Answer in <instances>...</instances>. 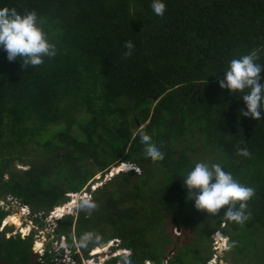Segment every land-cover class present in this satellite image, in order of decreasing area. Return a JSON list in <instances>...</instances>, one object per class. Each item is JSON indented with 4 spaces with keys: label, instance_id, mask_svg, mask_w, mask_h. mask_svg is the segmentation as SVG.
I'll list each match as a JSON object with an SVG mask.
<instances>
[{
    "label": "trees",
    "instance_id": "16d2710c",
    "mask_svg": "<svg viewBox=\"0 0 264 264\" xmlns=\"http://www.w3.org/2000/svg\"><path fill=\"white\" fill-rule=\"evenodd\" d=\"M152 2L0 0V7L36 10L57 48L54 58L27 70L0 48V198L9 194L27 204L41 226V216L66 198L64 192L80 189L96 172L87 157L103 171L127 160L140 173L119 171L96 186L91 199L97 209L90 216L78 210L74 220L64 214L55 235L64 234L72 249V233L77 240L85 231L117 237L133 264H206L201 246L221 225L224 209L215 217L196 211L180 176L196 162H220L256 188L246 210L250 219L242 226L225 221L219 229L236 242L228 261L264 264V110L260 120L241 116V94L218 83L231 59L253 50L264 66V0H162V17ZM129 40L134 49L126 58ZM260 76L264 84V71ZM141 132L165 153L163 161L144 157ZM238 146L250 157L238 156ZM5 214L0 207V220ZM172 224L191 230L194 240L172 244L167 257L170 230L160 240L149 237ZM3 233L0 264L42 263L31 233ZM46 245L42 257L52 264ZM98 264H121V254Z\"/></svg>",
    "mask_w": 264,
    "mask_h": 264
},
{
    "label": "clouds",
    "instance_id": "9594fccd",
    "mask_svg": "<svg viewBox=\"0 0 264 264\" xmlns=\"http://www.w3.org/2000/svg\"><path fill=\"white\" fill-rule=\"evenodd\" d=\"M151 8L157 16L161 17L166 11V5L162 0H153ZM42 24L43 19L38 16L37 11L34 9L21 12L15 6L9 7L5 5L0 7V48L6 52L9 62H15L19 57L21 68L27 70L30 66L32 69H35L45 63V57L52 59L56 56V45L50 42L48 34L45 32ZM124 47L127 50L123 54L124 57H130L134 49L133 42L131 40L126 41ZM258 60L259 56L255 50L238 58L231 59L228 62L227 68L222 71L224 73V79L218 81L221 89H228L232 94H241L240 97H242L245 103L246 110L243 108L240 109L239 114L255 120L261 119V110H264V84L260 82V73L264 71V66L258 63ZM139 136L140 142L144 146V157L154 163L163 161L165 153L152 141L151 136L144 132H141ZM237 155L250 157L251 153L246 147L241 148L238 146ZM122 162H126L129 165L133 164L127 160L119 161L114 166H110L109 170H106L102 175H108L109 173L112 176L114 172L126 171L127 169L125 168L116 169V166ZM133 168L137 172L140 171L137 166ZM180 177L183 179V186L187 190L186 201H194L196 211L205 212L215 217L219 215L221 209H224L223 216L220 217L221 222H232L241 226L250 219V214H247L246 210L248 208V202L256 195V188L240 183L234 178L231 172L224 170L220 162H196L193 167ZM90 181L91 179L85 188L64 192L66 198L62 202L52 205L44 213V216L46 218L53 217L54 220L60 219L64 214H70L68 210H71L76 203L74 207L77 210L86 209L90 216L98 207L91 199L92 190L98 184L97 181ZM6 195L0 199L6 198ZM18 202L28 208L24 202L19 200ZM66 202L70 203V205L65 210L60 212L54 211L55 206ZM0 207L2 208V206ZM4 216L1 218L0 229L3 226ZM220 233H215L214 239L220 242L219 247L221 251H230L236 246L235 241L229 243L227 235L222 233L223 237H227L225 239ZM108 237L107 240L113 239L111 237L109 239ZM98 240L99 236L95 232L85 231L78 238V246L87 249L90 245L97 243ZM120 248L121 246L117 250ZM90 249L93 248L91 247ZM122 249L128 251L125 247ZM131 255L132 253L130 251L122 252L121 264H133ZM110 256L112 255H107V257ZM75 259L77 260L76 257ZM104 260L101 259L98 263ZM148 261L152 264L151 260L148 259Z\"/></svg>",
    "mask_w": 264,
    "mask_h": 264
},
{
    "label": "rangeland",
    "instance_id": "374dc122",
    "mask_svg": "<svg viewBox=\"0 0 264 264\" xmlns=\"http://www.w3.org/2000/svg\"><path fill=\"white\" fill-rule=\"evenodd\" d=\"M76 116H79V115L76 114ZM147 121L148 120H146V122ZM143 125L144 124H142L140 127H143ZM51 127H54V126H51ZM97 127L100 129L102 134H105L102 131L101 121H97ZM53 129H55V127ZM75 131H76V129H75ZM48 132H50V131L49 130L45 131L44 134H47ZM202 157L204 159L208 158V160L210 158L209 155L205 154V153H204V155H202ZM86 160H87L88 164L93 168V170H96V172L90 178L91 179L90 182L97 181V184L100 185L102 182H105L107 179H109L111 177L109 175V173H108V175H105V174L102 175L105 171L97 170L98 166L95 163V161H92L93 159L91 157H87ZM115 163L116 162H113L110 166H112V165L114 166ZM110 166L108 167L107 170H109ZM16 167L21 168V169L28 168L27 165L21 164L20 162L16 163ZM133 167H136V165L134 163L129 165L126 162H124L121 169H123V168H125L127 170L130 168L134 169ZM114 173H116V172H114ZM138 173H140V171H138ZM89 180L87 181V183L89 182ZM87 183L85 185H83L81 188H85L87 186ZM81 195H82V193H81ZM2 200H3V203L0 204V206H2L3 209H6L9 213H19V214H11L10 218H8L9 222H7V223H6V217L7 216L3 219V224L5 223V225L2 226V229H4L3 235L6 237L9 234L18 233L19 235L24 236L25 234L31 233L32 234V242H31L32 247L31 248L33 249L34 252L38 253L37 258H38V260H40L42 262L41 264H47V260L44 257H42V254L45 252V249L47 247V245H46L47 242H48L49 246L51 247V250H53L51 257H50V260H52V262H53L52 264H97L99 260H101V259L104 260L107 257V255L108 256L109 255H115L116 256V255L122 254V252L123 253L126 252V251H124V249H122L124 246H121V248L117 250V248L120 247V244H119L120 242H119L117 237H113L111 235L108 237L109 239L113 238V239H111V244H108L109 240H107L106 235H102V236H99V240L97 243L92 244L87 249H84V248H81L78 246V240L76 239V236L72 233L71 239H72V242H74L75 248L71 249L70 246L66 243V239H65L64 234H60L59 236L55 235L54 228L57 224L56 219L54 220L53 217L52 218H49V217L46 218L45 216L44 217L41 216L43 218L42 219L43 221H41V226H39V225H37L36 222H34L31 219V213L29 212L27 207L21 209L20 208L21 204L11 200L9 197H6ZM58 206H60V205H57V207ZM74 206L71 209V211L68 210V213L73 214L72 220L75 219V216L78 213V210ZM15 219H17V220L20 219V225L16 226L14 224L13 221ZM1 222H2V220H0V224H1ZM223 224H224V222L221 223V225H223ZM221 225H219V227L215 228L212 231V234L210 235L211 239L209 241L203 242V244L201 246L200 252H201V254H203L205 256L204 262L206 264H218L221 261L227 262L228 264H231L229 262V261H231V259L229 257V254L227 253V251H221V249L219 247L220 242H218L217 240L214 239L215 233L222 232L219 230ZM71 228L73 229L72 226H71ZM167 229L170 230V232L173 235L172 239H171L172 241L169 242L168 245L164 249V250L168 251V253L166 255L167 257H169L170 254L175 250V248L173 251L170 250V247L172 244H176L175 246L177 247L178 244H180V243L184 244V242L188 241L189 239L194 240V238H191V237H193V235L191 234L192 233L191 230H188V228H178V227L174 226L173 224L172 225H166L162 229L159 228L160 231L157 230L155 233L151 234L149 238L152 239V237H153L154 240H156V239L160 240L163 237L161 234L163 232H165V230H167ZM159 235H161V237ZM37 238H40L41 241H40V239L35 241V239H37ZM226 239H227V237H226ZM213 241H215L217 243V245H218L217 248H215L212 245ZM37 242L41 243V244H38L39 246L36 245L37 248H40V246L43 247V250L41 252H39L37 249L34 250V246H35L34 243H37ZM60 244H62V246H59ZM96 244H99L98 250L101 247L102 248L100 249L99 252L93 253L94 252L93 249H90V248L91 247L93 248L94 246H96ZM98 250H96V251H98ZM74 252L79 253V256H80L79 260L78 259L76 260L75 257L73 256ZM229 253H230V256H232L231 252H229ZM64 254H65V256H63ZM213 256H214V258H213ZM61 258H69V260L65 261ZM89 260H92V262L89 263ZM211 260H213V261H211ZM144 262H145V264H151L148 261V259H145ZM163 263L164 264L166 263L164 261V259H163Z\"/></svg>",
    "mask_w": 264,
    "mask_h": 264
},
{
    "label": "bare ground",
    "instance_id": "6f19581e",
    "mask_svg": "<svg viewBox=\"0 0 264 264\" xmlns=\"http://www.w3.org/2000/svg\"><path fill=\"white\" fill-rule=\"evenodd\" d=\"M122 164H123V162H122ZM117 167H118V166H117ZM69 205H70V203L66 202V204L60 205L61 207H59L58 209H56L57 206H55L54 211H55V212L63 211V210H65V208L68 207ZM70 211H71V210H70ZM11 214H19V213H8V215H7V217H6V223L9 222V219H8V218H10ZM13 222H14L15 225H16V224H17V225H20V219H19V220L15 219ZM4 225H5V223L3 224V226H4ZM17 225H16V226H17ZM108 242H109V243H108ZM108 242H107L108 244H111V240H109ZM38 244H40V242L34 243L35 246H36V245L39 246ZM102 245H103V244H102ZM98 248H99V247H97V249L93 250V251H94L93 253H96V250H98ZM101 248H102V247H101ZM101 248H100V249H101ZM100 249H99V250H100ZM99 250H98V251H99ZM213 258H214V256H213ZM214 260H215V259H214ZM211 261H213V260H211ZM91 262H92V260H89V263H91ZM87 263H88V262H87ZM218 264H228V263H227V262H222V261H221V262H219Z\"/></svg>",
    "mask_w": 264,
    "mask_h": 264
},
{
    "label": "built area",
    "instance_id": "2783aa9c",
    "mask_svg": "<svg viewBox=\"0 0 264 264\" xmlns=\"http://www.w3.org/2000/svg\"><path fill=\"white\" fill-rule=\"evenodd\" d=\"M6 197H9L11 200H13V201H15V202H18V200L16 199V198H14V197H11V196H9V195H6ZM0 203H2V200L0 199ZM19 203V202H18ZM26 206L25 205H23V204H21L20 205V208L21 209H23V208H25ZM220 233V232H219ZM221 234V236L223 237V235H222V233H220ZM223 238H225V237H223ZM226 239V238H225ZM41 244V243H40ZM61 245V244H60ZM59 245V246H60ZM212 245L215 247V248H217V243L215 242V241H213L212 242ZM35 249H37L39 252H41L42 250H43V247L42 246H40V248H37L36 246H34V250ZM52 252H53V250H52ZM63 256H65V254L63 255ZM61 259H63V260H65V261H68L69 260V258H61ZM58 263V262H57Z\"/></svg>",
    "mask_w": 264,
    "mask_h": 264
}]
</instances>
